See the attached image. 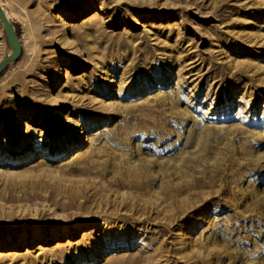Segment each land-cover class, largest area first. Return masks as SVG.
I'll list each match as a JSON object with an SVG mask.
<instances>
[{"label": "rangeland", "instance_id": "obj_1", "mask_svg": "<svg viewBox=\"0 0 264 264\" xmlns=\"http://www.w3.org/2000/svg\"><path fill=\"white\" fill-rule=\"evenodd\" d=\"M0 5V264H264V0Z\"/></svg>", "mask_w": 264, "mask_h": 264}, {"label": "water", "instance_id": "obj_2", "mask_svg": "<svg viewBox=\"0 0 264 264\" xmlns=\"http://www.w3.org/2000/svg\"><path fill=\"white\" fill-rule=\"evenodd\" d=\"M0 22L7 38V44L11 52L0 62V75L6 69L7 65L19 59L21 54V43L17 34L16 26L7 18L3 8L0 6Z\"/></svg>", "mask_w": 264, "mask_h": 264}, {"label": "bare ground", "instance_id": "obj_3", "mask_svg": "<svg viewBox=\"0 0 264 264\" xmlns=\"http://www.w3.org/2000/svg\"><path fill=\"white\" fill-rule=\"evenodd\" d=\"M1 6V5H0ZM4 10V9H3ZM4 12H5V14H6V16H7V18L10 20L11 18H10V16L6 13V11L4 10ZM1 62V61H0Z\"/></svg>", "mask_w": 264, "mask_h": 264}]
</instances>
